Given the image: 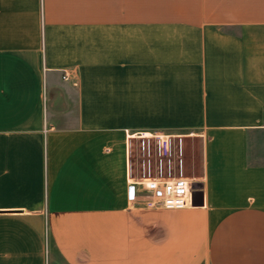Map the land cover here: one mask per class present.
Returning a JSON list of instances; mask_svg holds the SVG:
<instances>
[{"label":"crops","instance_id":"1","mask_svg":"<svg viewBox=\"0 0 264 264\" xmlns=\"http://www.w3.org/2000/svg\"><path fill=\"white\" fill-rule=\"evenodd\" d=\"M140 133L203 206L129 202ZM0 264H264V0H0Z\"/></svg>","mask_w":264,"mask_h":264},{"label":"built area","instance_id":"2","mask_svg":"<svg viewBox=\"0 0 264 264\" xmlns=\"http://www.w3.org/2000/svg\"><path fill=\"white\" fill-rule=\"evenodd\" d=\"M64 80L69 74L63 75ZM184 138L164 134L128 135L130 159H141L143 176L128 181V200L146 209H183L193 207L194 178L184 176ZM156 169V175L153 171ZM178 170L177 173L174 170ZM129 174H132V166Z\"/></svg>","mask_w":264,"mask_h":264},{"label":"rangeland","instance_id":"3","mask_svg":"<svg viewBox=\"0 0 264 264\" xmlns=\"http://www.w3.org/2000/svg\"><path fill=\"white\" fill-rule=\"evenodd\" d=\"M192 141V140H191ZM187 139L185 143V151H186V162L184 166V176L194 178L196 181L195 186H198L199 179L203 176V146L202 142L199 141H192ZM141 159L135 162V167L137 170L144 171L142 169ZM175 173L178 170H174ZM143 174V173H142ZM153 175H156V169L153 171Z\"/></svg>","mask_w":264,"mask_h":264},{"label":"water","instance_id":"4","mask_svg":"<svg viewBox=\"0 0 264 264\" xmlns=\"http://www.w3.org/2000/svg\"><path fill=\"white\" fill-rule=\"evenodd\" d=\"M204 204V193L202 191L201 183L194 187L193 191V206H203Z\"/></svg>","mask_w":264,"mask_h":264},{"label":"trees","instance_id":"5","mask_svg":"<svg viewBox=\"0 0 264 264\" xmlns=\"http://www.w3.org/2000/svg\"><path fill=\"white\" fill-rule=\"evenodd\" d=\"M202 185V184H201Z\"/></svg>","mask_w":264,"mask_h":264}]
</instances>
